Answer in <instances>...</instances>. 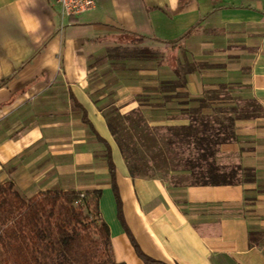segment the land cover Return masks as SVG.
Listing matches in <instances>:
<instances>
[{"label":"crops","instance_id":"0c3cea01","mask_svg":"<svg viewBox=\"0 0 264 264\" xmlns=\"http://www.w3.org/2000/svg\"><path fill=\"white\" fill-rule=\"evenodd\" d=\"M192 62L183 88L158 89ZM222 85L264 108V0H95L68 17L56 0H0V184L24 197L100 189L117 262L145 264L131 235L166 264H264V237L248 240L264 233V115L238 119L217 153L253 181L217 185L132 177L106 123L116 109L140 111L149 127L186 125L190 99ZM72 96L110 146L115 187Z\"/></svg>","mask_w":264,"mask_h":264},{"label":"trees","instance_id":"16d2710c","mask_svg":"<svg viewBox=\"0 0 264 264\" xmlns=\"http://www.w3.org/2000/svg\"><path fill=\"white\" fill-rule=\"evenodd\" d=\"M146 39L145 36H135L131 43H141ZM140 52L145 54L146 49ZM148 52L152 56L153 53ZM197 67L196 62L185 64L182 69L176 67L177 80L161 83L158 89L169 92L183 88L185 74ZM220 88L225 89L226 86ZM213 92L205 90L202 96L190 99L196 104L183 110L189 119L186 125L149 127L138 110L128 114H120L116 109L108 112V129L132 177L156 175L148 161L139 155L137 145L122 138L123 121L160 136L158 139L171 166L169 171H174L169 180L171 183H180L182 179H188L190 184L216 185L253 181L252 168L237 163L221 165L217 153L222 143L236 139L235 123L238 119L263 116L264 108L255 99H245V106L239 108L235 103L220 100ZM176 96L187 97L184 91L178 92ZM72 102L80 110L82 121L89 130L104 143V156L112 187H115V166L109 144L95 132L86 110L73 96ZM116 119L120 121L116 122ZM100 192V189L75 191L51 188L24 197L11 180L2 182L0 264H126L117 262L113 257L109 229L98 209ZM260 237L263 238L264 233L249 232L250 245ZM130 240L136 254L145 264H166L144 254L131 235Z\"/></svg>","mask_w":264,"mask_h":264},{"label":"rangeland","instance_id":"374dc122","mask_svg":"<svg viewBox=\"0 0 264 264\" xmlns=\"http://www.w3.org/2000/svg\"><path fill=\"white\" fill-rule=\"evenodd\" d=\"M213 94L220 100H224L229 104H236L237 107L243 108L245 106V99L239 98L235 90L226 91L225 89L212 90ZM114 117V114H111ZM119 122V119L115 120ZM123 127L121 130V136L129 143H135L139 149V155L144 157L150 166L152 171H155V175L169 181L174 171H169L171 168L169 159L165 157L163 146L160 143V136L158 134L147 132L144 128L133 126L127 121H123ZM162 132H159L161 134ZM230 162H234L233 158H227ZM225 165V166H230ZM149 168V167H148ZM155 169V170H154ZM154 173V172H153ZM182 182L189 183L188 179H182Z\"/></svg>","mask_w":264,"mask_h":264},{"label":"built area","instance_id":"2783aa9c","mask_svg":"<svg viewBox=\"0 0 264 264\" xmlns=\"http://www.w3.org/2000/svg\"><path fill=\"white\" fill-rule=\"evenodd\" d=\"M63 16H79L95 7V0H56Z\"/></svg>","mask_w":264,"mask_h":264}]
</instances>
